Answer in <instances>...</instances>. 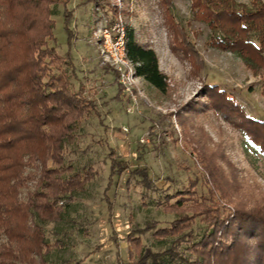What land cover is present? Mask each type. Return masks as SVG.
<instances>
[{"label": "trees", "instance_id": "16d2710c", "mask_svg": "<svg viewBox=\"0 0 264 264\" xmlns=\"http://www.w3.org/2000/svg\"><path fill=\"white\" fill-rule=\"evenodd\" d=\"M69 2L0 0V264H49L48 254L57 242L49 241L45 224L63 218L73 193L83 191L95 173L91 165L76 168L65 155L66 144L95 108L83 84L73 87L70 59L49 42L54 38L53 5L64 6L67 21ZM158 4L171 49L189 63L191 74L198 75L204 59L176 20L174 1ZM190 10L192 19L204 21L212 31L208 44L230 50L254 74L264 75L263 0H190ZM125 49L135 75L167 92V76L155 49L138 40L128 25ZM200 91L209 100L192 106L194 112H205V104L206 110L209 105L217 108L241 130L246 144L264 154V119L246 114L216 84L205 82ZM203 151L195 150L203 168L202 188L190 179L158 199L157 204L174 217L152 234L170 244L153 249L135 231L140 228L130 231L131 264H264V203L245 206L232 198L228 186L239 183ZM27 166L35 169L25 172ZM32 178L33 189L28 187L21 197V188ZM197 219L203 226L198 236L193 232ZM82 259L67 264H80Z\"/></svg>", "mask_w": 264, "mask_h": 264}, {"label": "rangeland", "instance_id": "374dc122", "mask_svg": "<svg viewBox=\"0 0 264 264\" xmlns=\"http://www.w3.org/2000/svg\"><path fill=\"white\" fill-rule=\"evenodd\" d=\"M173 1L176 20L204 59L198 75L171 49L158 0H70L67 21L64 6L53 5L54 38L49 42L70 59L73 87L83 84L84 94L95 103L75 139L66 144V160L76 168L91 165L95 173L83 191L73 193L63 218L45 224L49 241L57 242L48 254L49 264L82 257L80 264H131L127 234L136 228L151 248L169 245V239L159 242L152 234L174 217L157 202L190 179L202 188L203 168L195 152L199 147L239 183L228 186L232 198L245 206L264 203V154L246 144L241 130L217 108L209 105L206 110L205 104V112L199 113L191 108L200 100L208 102L209 96L200 91L206 82L225 89L246 114L264 119V75L254 74L230 50L208 44L212 31L191 18L190 0ZM116 20L153 46L167 76V92L136 75L132 92L122 90L102 35ZM31 169L27 166L25 172ZM34 184L29 179L20 196ZM202 227L197 219L196 236Z\"/></svg>", "mask_w": 264, "mask_h": 264}, {"label": "built area", "instance_id": "2783aa9c", "mask_svg": "<svg viewBox=\"0 0 264 264\" xmlns=\"http://www.w3.org/2000/svg\"><path fill=\"white\" fill-rule=\"evenodd\" d=\"M102 35L104 45L109 53L110 64L117 72L118 84L122 90L132 92L135 68L133 62L126 55L125 25L119 20H116L112 24L104 27Z\"/></svg>", "mask_w": 264, "mask_h": 264}]
</instances>
